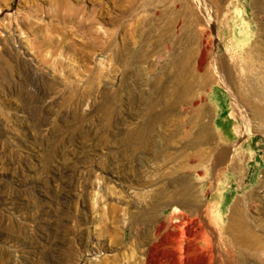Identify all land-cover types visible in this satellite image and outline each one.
Returning a JSON list of instances; mask_svg holds the SVG:
<instances>
[{"label":"rangeland","instance_id":"1","mask_svg":"<svg viewBox=\"0 0 264 264\" xmlns=\"http://www.w3.org/2000/svg\"><path fill=\"white\" fill-rule=\"evenodd\" d=\"M0 264H264V0H0Z\"/></svg>","mask_w":264,"mask_h":264},{"label":"crops","instance_id":"2","mask_svg":"<svg viewBox=\"0 0 264 264\" xmlns=\"http://www.w3.org/2000/svg\"><path fill=\"white\" fill-rule=\"evenodd\" d=\"M220 117L222 116L220 115ZM216 128L218 138L229 146V149L224 152L223 161L225 162V168L214 176L212 193H220L230 189L240 190L249 184L252 177L250 154L242 147H239L247 140L244 137L245 139L240 141V135L236 134V131L226 130L220 124H217ZM237 140L238 143H236Z\"/></svg>","mask_w":264,"mask_h":264},{"label":"bare ground","instance_id":"3","mask_svg":"<svg viewBox=\"0 0 264 264\" xmlns=\"http://www.w3.org/2000/svg\"><path fill=\"white\" fill-rule=\"evenodd\" d=\"M198 1H200V0H198ZM191 22H192V17L189 16V15H184V22H183V24L188 25V24H191ZM184 49H185V46H184ZM183 52H185V51L183 50ZM201 61H202V58H201ZM201 61H199V63H201ZM182 80H183L182 76L181 75H178V83H181Z\"/></svg>","mask_w":264,"mask_h":264}]
</instances>
